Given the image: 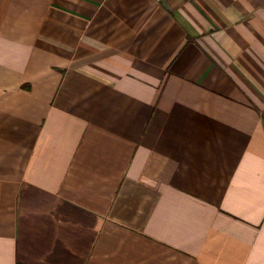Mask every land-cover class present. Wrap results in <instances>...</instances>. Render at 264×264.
Instances as JSON below:
<instances>
[{
    "label": "crops",
    "instance_id": "1",
    "mask_svg": "<svg viewBox=\"0 0 264 264\" xmlns=\"http://www.w3.org/2000/svg\"><path fill=\"white\" fill-rule=\"evenodd\" d=\"M0 264H264V0H0Z\"/></svg>",
    "mask_w": 264,
    "mask_h": 264
}]
</instances>
